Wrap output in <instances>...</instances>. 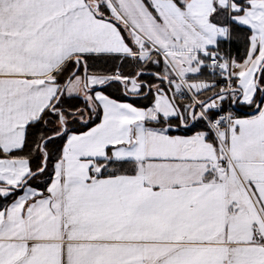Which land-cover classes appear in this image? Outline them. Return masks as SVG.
<instances>
[{
    "label": "snow or ice",
    "instance_id": "obj_1",
    "mask_svg": "<svg viewBox=\"0 0 264 264\" xmlns=\"http://www.w3.org/2000/svg\"><path fill=\"white\" fill-rule=\"evenodd\" d=\"M0 264H264V0H0Z\"/></svg>",
    "mask_w": 264,
    "mask_h": 264
}]
</instances>
